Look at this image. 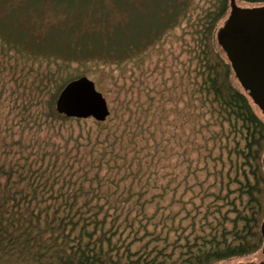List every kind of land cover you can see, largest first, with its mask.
Here are the masks:
<instances>
[{"label": "trees", "instance_id": "obj_1", "mask_svg": "<svg viewBox=\"0 0 264 264\" xmlns=\"http://www.w3.org/2000/svg\"><path fill=\"white\" fill-rule=\"evenodd\" d=\"M233 2L264 6L0 0V264H235L257 253L255 263L264 260V111L220 41ZM171 36L170 50H182L168 62ZM153 55L161 70L146 76ZM93 68L120 88L129 69L136 76L125 95L138 92L143 102L108 98ZM82 75L111 104L110 116L86 132L88 119L56 109L62 88ZM171 128L187 131L206 227L196 233L193 214V231L175 240L179 211L163 216L160 204L177 178L165 171ZM194 164L214 177L209 189Z\"/></svg>", "mask_w": 264, "mask_h": 264}, {"label": "water", "instance_id": "obj_2", "mask_svg": "<svg viewBox=\"0 0 264 264\" xmlns=\"http://www.w3.org/2000/svg\"><path fill=\"white\" fill-rule=\"evenodd\" d=\"M220 41L239 81L264 111V6L238 8L233 2L232 13L221 29ZM56 109L67 117L93 118L99 122L111 114L107 98L87 75L70 80L62 88ZM261 229L264 237V221ZM235 264H264V260Z\"/></svg>", "mask_w": 264, "mask_h": 264}, {"label": "rangeland", "instance_id": "obj_3", "mask_svg": "<svg viewBox=\"0 0 264 264\" xmlns=\"http://www.w3.org/2000/svg\"><path fill=\"white\" fill-rule=\"evenodd\" d=\"M225 23L226 22L224 21L221 22L222 28H224ZM172 40H173V37L171 36L165 45L166 54L169 55L168 62H171V60L174 59V58H171L173 56L172 50L175 52V54H179L182 50L179 44L175 46L172 50H170ZM152 58L153 60L151 62V66L146 72V76L151 70H154L155 76L157 75V71L161 70V65H162L161 62L159 63L158 69H156V63L159 58L156 55H153ZM160 59H162V57ZM109 69L110 68L107 67L106 70L110 71ZM92 71H94V74H93V77L91 76V78H94L96 80L100 79L102 82V84H100L101 87L103 89L107 88L109 90L108 98L109 97H112V98L119 97L120 95L119 98L121 100L123 99L124 102H127V101L138 102V99H139L138 92L135 93L136 98L134 99H131L130 93L128 95H125V90L129 88V86L132 84L131 82L133 81V78L136 76V75H131V72L129 71V69L127 71V82L123 88H120L123 85L120 80L119 81L112 80L110 75H107V73L105 74V72L100 71V70L97 71L94 68L92 69ZM136 73L138 74L139 71H137ZM112 74L118 76L117 71H113ZM152 80L153 79H151V85H152ZM145 87H146V84H144L143 87L141 88L143 94H144ZM117 91L120 94H117L116 93ZM142 99H139V101L143 102L141 101ZM109 106L111 108V104H109ZM258 112L260 113V111ZM94 125L95 123L93 122V119H88L87 122L82 123V127H81L82 131L86 132L90 129H93ZM73 127L76 128V132L78 131V129H80L76 123H74ZM173 133H175V136H173ZM186 135H187V131H185L182 128H180L178 132L173 130V128H171V132L169 133V140H170L171 148H170V151H168V161L165 162V164H167L165 171L168 173L167 179H170V176H172V174H173V177L174 175H176L177 178L175 181L171 182L172 192H170V194L168 193V195L165 197L164 200L160 202V204L162 205V207H166V209L164 210L163 216H167L168 214L179 211V214L176 216V219L173 220V222L175 221L174 227L177 228L178 230L177 232H171V236H170L171 240H175L177 235H181L184 237L187 233L190 234V232L193 231V228H192L193 220L190 218L191 215L193 214L196 215L195 228H194L195 231H197L196 233L201 234V231H202L201 229L206 228V227H202L204 225L203 215L205 212V206L202 207V210L201 209L199 210V208H197V206L200 203L201 195H203L204 189H201L200 190L201 192H199L200 187L193 186L195 183V180L193 176L190 175L191 174V170L189 166L190 163L188 162V159L190 156V151L188 150H189V147L191 148V146H188L189 142L187 141ZM206 135H207V132L206 130H204L203 136H206ZM192 155H196V153H192ZM199 167H203V162L199 164ZM199 167H197V165L194 164L193 168L199 169L198 171L199 178L201 181H203V183L206 182L204 184V188L209 189L210 184L214 182V177L209 176L207 173V170H201ZM190 185H192V187ZM215 188L216 187L212 186L211 190H214ZM195 192L199 194V197L196 196L195 198V194H196ZM193 201H195L196 206L193 203ZM205 201H208L209 203H211L212 199L208 197V199H206ZM206 203L207 202H205V205ZM169 206H172V207L170 208ZM184 207H186L185 210H183ZM211 208H214V207H211ZM169 211L170 213H168ZM188 211H191V214L188 213ZM209 219L213 220L214 216L211 215ZM157 221L158 220H156V222ZM173 222L172 220H169L168 225L170 226ZM161 226L162 225L159 224L157 228L160 229ZM262 259H263L262 253H257L256 255L248 258L249 262H256ZM219 264H231V263L221 262Z\"/></svg>", "mask_w": 264, "mask_h": 264}]
</instances>
